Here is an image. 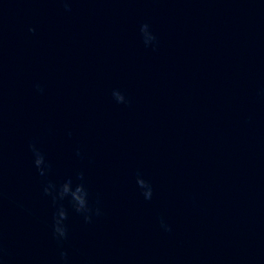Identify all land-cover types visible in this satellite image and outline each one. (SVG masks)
I'll return each mask as SVG.
<instances>
[{
    "label": "water",
    "instance_id": "95a60500",
    "mask_svg": "<svg viewBox=\"0 0 264 264\" xmlns=\"http://www.w3.org/2000/svg\"><path fill=\"white\" fill-rule=\"evenodd\" d=\"M0 264H264V0H0Z\"/></svg>",
    "mask_w": 264,
    "mask_h": 264
},
{
    "label": "clouds",
    "instance_id": "9594fccd",
    "mask_svg": "<svg viewBox=\"0 0 264 264\" xmlns=\"http://www.w3.org/2000/svg\"><path fill=\"white\" fill-rule=\"evenodd\" d=\"M144 28H147V25L144 26ZM113 95L117 99V101L123 102L124 97L119 92H114ZM44 163L43 156L39 153L36 154L35 164L39 168ZM43 169H41V175H43ZM138 183L141 185V187L145 186V182L143 180L138 181ZM47 192L48 189H45ZM71 193L72 200L75 202L76 210L77 211H86V193L83 190L82 186H77L75 191H72L70 182L65 183L62 186V190L60 192V196L63 197L64 195H67ZM146 198H150L151 191L145 193ZM66 219V213L61 210L59 212V219L56 221V225L54 226V232L59 238L66 237V228L61 226V222ZM64 254H62L63 256Z\"/></svg>",
    "mask_w": 264,
    "mask_h": 264
}]
</instances>
